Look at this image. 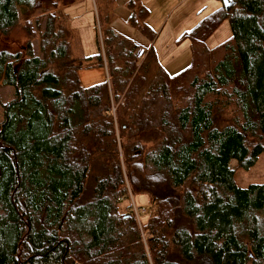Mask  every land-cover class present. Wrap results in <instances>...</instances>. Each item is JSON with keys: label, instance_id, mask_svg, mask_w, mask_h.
<instances>
[{"label": "trees", "instance_id": "trees-1", "mask_svg": "<svg viewBox=\"0 0 264 264\" xmlns=\"http://www.w3.org/2000/svg\"><path fill=\"white\" fill-rule=\"evenodd\" d=\"M79 1L0 0V84L14 92L0 264H264V211L253 223L224 150L237 136L264 148V0H229L182 33L191 61L175 75L151 49L138 63L111 27L115 0H92L107 80L88 88L62 10ZM225 21L231 38L209 50Z\"/></svg>", "mask_w": 264, "mask_h": 264}, {"label": "rangeland", "instance_id": "rangeland-1", "mask_svg": "<svg viewBox=\"0 0 264 264\" xmlns=\"http://www.w3.org/2000/svg\"><path fill=\"white\" fill-rule=\"evenodd\" d=\"M146 1L148 0H140L135 4V0H115V19L111 27L125 37L136 40L139 46L151 49L150 55L169 75L178 74L189 66L191 54L189 43H177V39L204 17L219 9L223 3L221 0H153L145 3ZM197 8L200 10L196 13ZM62 10L72 33V55L79 66L81 86L88 88L106 81V69L98 65L96 58L99 53L97 41L100 42L101 31L93 1H79ZM134 16L139 18L136 22L132 21ZM231 36L230 24L225 21L207 39L205 46L209 50L213 49L229 40ZM11 38V43L8 44L10 50L17 49L25 41L20 32L14 33ZM147 50L144 57L138 59V63L145 59ZM13 98V89L0 84V121L2 105ZM251 149L243 146L239 136L229 141L224 148L230 173L240 189L248 214L254 223V211L258 208L264 211V148L257 145ZM134 200L137 206L142 208L140 212L143 214L139 215V219L145 223L149 218L148 199L139 196ZM261 235L264 238V233Z\"/></svg>", "mask_w": 264, "mask_h": 264}, {"label": "crops", "instance_id": "crops-1", "mask_svg": "<svg viewBox=\"0 0 264 264\" xmlns=\"http://www.w3.org/2000/svg\"><path fill=\"white\" fill-rule=\"evenodd\" d=\"M140 0H135V4H137L138 2H139ZM153 0H148V1H146L145 3H148V2H152ZM144 3V2H143ZM132 4L133 3H131V8H132ZM129 7H130V5H129ZM200 10V8H197V10H196V13L198 12ZM136 13H137V11H136ZM141 15V14H140ZM137 19H139V18H137V17H135L134 16V19L132 20L133 22L135 21H137ZM132 39V38H131ZM133 42H135L136 44H137V42H136V40H132ZM138 45V44H137ZM138 47H139V50H144V51H146L147 49H145V48H143L142 46H139L138 45ZM148 51V50H147Z\"/></svg>", "mask_w": 264, "mask_h": 264}, {"label": "built area", "instance_id": "built-area-1", "mask_svg": "<svg viewBox=\"0 0 264 264\" xmlns=\"http://www.w3.org/2000/svg\"><path fill=\"white\" fill-rule=\"evenodd\" d=\"M144 53H145L144 50H138V52H137V58H138V59L143 58V57H144Z\"/></svg>", "mask_w": 264, "mask_h": 264}, {"label": "water", "instance_id": "water-1", "mask_svg": "<svg viewBox=\"0 0 264 264\" xmlns=\"http://www.w3.org/2000/svg\"><path fill=\"white\" fill-rule=\"evenodd\" d=\"M221 1H222V3H223L225 6H227L228 3H229V0H221Z\"/></svg>", "mask_w": 264, "mask_h": 264}]
</instances>
